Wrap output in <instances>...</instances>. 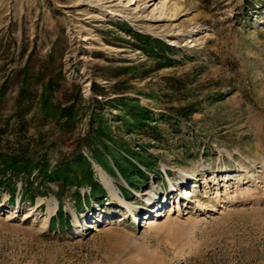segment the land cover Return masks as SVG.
I'll return each instance as SVG.
<instances>
[{
  "label": "rangeland",
  "instance_id": "obj_1",
  "mask_svg": "<svg viewBox=\"0 0 264 264\" xmlns=\"http://www.w3.org/2000/svg\"><path fill=\"white\" fill-rule=\"evenodd\" d=\"M1 179L0 264H264V0H0Z\"/></svg>",
  "mask_w": 264,
  "mask_h": 264
},
{
  "label": "trees",
  "instance_id": "obj_2",
  "mask_svg": "<svg viewBox=\"0 0 264 264\" xmlns=\"http://www.w3.org/2000/svg\"><path fill=\"white\" fill-rule=\"evenodd\" d=\"M136 110L138 111L137 112V116H135L136 118H139L140 119L142 118L143 120H146L144 118V116L146 115V110L143 109L142 107H139L137 106L136 107ZM138 115H144V116H138ZM18 162H14L12 159L10 160V164L11 165H14V164H17ZM77 163L81 164V165H85L88 167V169L91 170V165L89 162L86 161V159L84 158H80ZM30 165V164H29ZM116 167L119 169V171H122V174H124V167L121 166L117 160L116 162ZM28 166V165H27ZM27 166H24L22 167L21 169H17L18 170V174H22V173H26L28 175H30V173L32 172V170H30V168H28ZM44 167V166H43ZM73 171V167H72V163H67V164H61V165H58L55 170H49V168L46 166L44 167L43 169H41L39 172L40 174H43L44 176L48 177L51 181H59L60 179H63L64 182H68L70 177H71V172ZM85 176L83 177V180L86 181V183L89 184L91 190L93 191V197H96V193H104V190L102 189L101 185L98 184L95 180H93V176H92V172L89 171V174L86 175L84 174ZM77 179V178H76ZM3 179L0 180V184H2ZM34 181H31L30 179H27V181L24 182V187L25 189L29 186H32L34 183ZM15 187H12L11 189V198H13L15 196ZM103 195V194H102ZM34 199V197L32 198ZM51 223L52 225L54 226L55 225V220L54 219H51ZM62 225L64 222H61ZM68 223V222H67Z\"/></svg>",
  "mask_w": 264,
  "mask_h": 264
},
{
  "label": "bare ground",
  "instance_id": "obj_3",
  "mask_svg": "<svg viewBox=\"0 0 264 264\" xmlns=\"http://www.w3.org/2000/svg\"><path fill=\"white\" fill-rule=\"evenodd\" d=\"M104 1V0H103ZM89 4L90 5H92L93 4V2L91 1V2H89ZM100 11H102V12H107L108 10L106 9V10H104V9H101ZM113 13L114 12H119V14H121V15H117V16H121V17H124V12L123 11H112ZM126 17L129 19V20H131V21H136L137 19H138V17L134 14V13H130V14H126ZM163 18V17H162ZM156 20H159V21H161V20H167V19H161V18H158V19H156ZM172 25H170V27H171ZM153 27V26H152ZM169 27V24L166 26V25H161V26H158V27H155V29H154V32H156L158 35H168L169 34V32H175L176 30H174V29H176V27L175 26H172V29H169L170 28ZM177 34H179L178 32H176ZM191 186V185H190ZM189 187V186H188ZM193 192V191H192ZM191 192V190H190V188L189 189H185V192L183 193V198H185V200L188 198V197H190V199L191 198H193L195 195L193 194ZM196 193V192H195ZM146 196H147V194H146ZM187 197V198H186ZM163 198H161L160 199V202H159V204L157 205V210H153V209H155L154 207L152 208V210L155 212V213H157L156 214V216H160V218L161 217H163V212L165 211V212H167V209H166V203L168 202V200H169V198H167L166 197V200H164V202H163V200H162ZM158 199H156V198H153V200H151V199H148V202H150V205H153V204H151L152 202H154V201H157ZM152 201V202H151ZM155 204H156V202H154ZM152 207V206H151ZM159 208V209H158ZM151 210V211H152ZM153 211H152V213H153ZM164 212V213H165ZM31 216L30 215H26V218H30ZM51 217V216H50ZM50 217L49 218H47V220L45 221V223L41 226V230H45V229H47L48 228V225H49V219H50ZM153 216H151V218H152ZM8 219H12L11 217H9ZM104 223H108V224H110V221H105ZM101 226V225H100ZM102 228H103V226H102ZM94 230L95 231H99V232H102L103 230H101V228L99 227V226H94ZM107 231V230H106ZM104 233V232H103Z\"/></svg>",
  "mask_w": 264,
  "mask_h": 264
},
{
  "label": "water",
  "instance_id": "obj_4",
  "mask_svg": "<svg viewBox=\"0 0 264 264\" xmlns=\"http://www.w3.org/2000/svg\"><path fill=\"white\" fill-rule=\"evenodd\" d=\"M50 219H51V217H50Z\"/></svg>",
  "mask_w": 264,
  "mask_h": 264
}]
</instances>
